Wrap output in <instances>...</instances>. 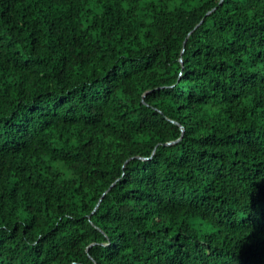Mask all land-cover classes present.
<instances>
[{"label": "trees", "instance_id": "16d2710c", "mask_svg": "<svg viewBox=\"0 0 264 264\" xmlns=\"http://www.w3.org/2000/svg\"><path fill=\"white\" fill-rule=\"evenodd\" d=\"M0 264H264V0H0Z\"/></svg>", "mask_w": 264, "mask_h": 264}, {"label": "water", "instance_id": "95a60500", "mask_svg": "<svg viewBox=\"0 0 264 264\" xmlns=\"http://www.w3.org/2000/svg\"><path fill=\"white\" fill-rule=\"evenodd\" d=\"M181 131H183V127H181Z\"/></svg>", "mask_w": 264, "mask_h": 264}]
</instances>
